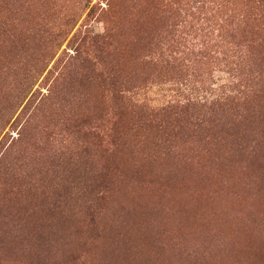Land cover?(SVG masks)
Returning <instances> with one entry per match:
<instances>
[{"label":"rangeland","instance_id":"374dc122","mask_svg":"<svg viewBox=\"0 0 264 264\" xmlns=\"http://www.w3.org/2000/svg\"><path fill=\"white\" fill-rule=\"evenodd\" d=\"M0 264H264V0H0Z\"/></svg>","mask_w":264,"mask_h":264}]
</instances>
